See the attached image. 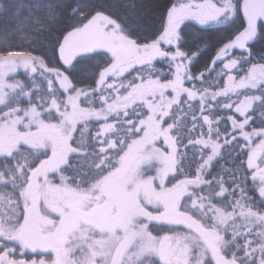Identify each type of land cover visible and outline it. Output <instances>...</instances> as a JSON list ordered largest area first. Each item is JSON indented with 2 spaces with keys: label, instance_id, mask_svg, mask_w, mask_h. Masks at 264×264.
<instances>
[{
  "label": "snow or ice",
  "instance_id": "6c2138e0",
  "mask_svg": "<svg viewBox=\"0 0 264 264\" xmlns=\"http://www.w3.org/2000/svg\"><path fill=\"white\" fill-rule=\"evenodd\" d=\"M0 264H264V0H0Z\"/></svg>",
  "mask_w": 264,
  "mask_h": 264
},
{
  "label": "trees",
  "instance_id": "16d2710c",
  "mask_svg": "<svg viewBox=\"0 0 264 264\" xmlns=\"http://www.w3.org/2000/svg\"><path fill=\"white\" fill-rule=\"evenodd\" d=\"M213 55H214V50H212V49H208V50L204 51L201 58H200L201 64L208 61Z\"/></svg>",
  "mask_w": 264,
  "mask_h": 264
}]
</instances>
